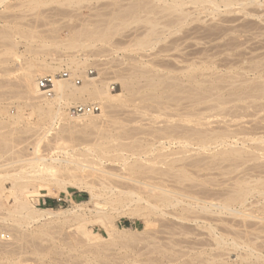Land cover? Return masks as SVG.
I'll use <instances>...</instances> for the list:
<instances>
[{
	"label": "rangeland",
	"instance_id": "1",
	"mask_svg": "<svg viewBox=\"0 0 264 264\" xmlns=\"http://www.w3.org/2000/svg\"><path fill=\"white\" fill-rule=\"evenodd\" d=\"M256 1L255 5L246 3L244 6L223 7L219 15L204 14L192 18L182 28H169L165 26V19L145 20V17L122 15L120 10L127 0H0V175H6L9 171L13 174L23 163L29 167L28 159L38 160L36 157L39 155H34L32 149L41 136L40 155L50 157L52 163L60 162L58 158L63 160L70 157V161L72 157L82 161L86 155L95 157L99 162L100 159L93 156L90 149L92 155L90 151L86 154L87 143L106 142L104 146L109 147L120 141L131 142L143 136L136 132L144 127L150 129V126L160 128L180 123L190 128L197 127L196 122L187 125L180 120V113L183 114L185 110L188 114H197L202 109L204 127L209 132L215 129L224 130L225 133L229 130L231 133L250 130L252 134V130L254 134L260 127V130L264 129V105L260 106L264 103V91L260 88H264V0L257 1L261 2V6ZM145 40H152V43L148 41L150 45H145ZM71 54L83 58L78 72L86 74L89 70L96 71L100 81L114 82L117 88L119 79H135L131 90L125 89L123 100L106 103V116L96 118L98 129L66 118L70 108L63 109L67 113L51 127L36 110L39 100L27 87L31 64L44 61L59 64L62 58ZM65 69L63 67L62 70ZM156 75L163 80L162 87L151 85L153 80L150 78H156ZM193 80H198V83ZM257 89L261 91L257 92ZM249 91L256 95L262 92V97L258 95L261 98L250 99L255 95ZM238 95L243 96L241 99L244 98V101ZM225 99L226 103L223 101ZM236 106L239 110H236ZM188 108L194 112H189ZM235 115L238 118H234ZM89 130L91 134L87 135ZM260 130L257 136L264 137V132ZM136 134L135 138H124ZM60 135L69 144L66 149L55 146ZM239 136L242 142L244 135ZM5 139L9 144L1 145ZM247 140L245 147L252 151L248 144L255 145L256 142L252 143L249 137ZM212 141L215 140L209 141L206 149L192 150L193 155L189 160L199 159L200 164L191 167L192 170L189 166L187 168L197 176L195 182L199 184L196 183V189L199 185L202 194L206 189L210 194L225 193L235 186L237 177H244L249 171L256 174L258 167L264 164V157L253 159L254 153H250L252 158L244 155L243 158H246L236 160L229 159L226 154V158L221 157L218 152L225 149L227 143ZM262 152L260 154L258 151L257 154L261 156ZM112 153L108 156H114ZM93 158L87 160L94 162ZM105 160L101 166L95 164V167L112 170L113 175L117 173L112 176L108 170L111 173L108 176H111L107 178V185L114 189L112 194L110 187L102 189L98 186L94 189L96 197L92 198L91 190L84 183L92 179L80 181L81 174L79 179L75 177L79 172L66 169L73 168L76 162L65 161V168L57 177L67 182L69 192L61 189L59 192L53 182L51 185L54 191L59 192L58 197H33L36 207L53 208L60 213L34 222H18L15 220L18 215L14 213L15 219L12 217L9 209L14 205L15 198L8 190L12 182L9 177L5 181L3 178L6 190L0 197V264H264V222L260 219L250 218L244 223L237 214L239 218L234 214H223L225 218H221L220 222L218 216L210 215V218L208 215L210 219L215 218L214 227H218L214 232L209 231V220L198 224L182 218L186 214L191 215L181 209L182 205L176 208L164 206L162 210L150 208V204L156 201L152 187L157 175L154 177L152 172L142 175L133 172L131 175L132 171H129V166L125 168L127 165L124 167V163ZM11 166H14V170ZM253 167L254 170L258 169L257 172L247 169ZM72 177H75L74 180ZM176 178L174 175L166 183L173 184ZM99 190H105L107 195L104 191L102 196ZM41 192L47 191L41 189ZM258 195L252 197L250 202L260 201L263 195ZM110 198L123 202L112 204ZM256 205L248 206V210L246 208L244 211L264 218V209H261L264 204ZM132 211H136V215ZM214 233L215 236H223L224 242L217 245Z\"/></svg>",
	"mask_w": 264,
	"mask_h": 264
},
{
	"label": "bare ground",
	"instance_id": "2",
	"mask_svg": "<svg viewBox=\"0 0 264 264\" xmlns=\"http://www.w3.org/2000/svg\"><path fill=\"white\" fill-rule=\"evenodd\" d=\"M255 1L256 0H127V4H125L123 6V8L120 10V13L122 15L129 16V17H135V18L145 17L144 18L145 20H153L154 18L155 19H165L166 20V22H165L166 27H169V28L181 27L182 28L185 25H188L191 22L192 18H194V17L195 18L196 17H202L204 14H207V15L212 14V15L216 16L221 11V9L223 7H227V8L230 7L231 8L232 6H234V5L236 6L237 4L238 5L241 4L242 6H244L246 3L247 4H249V3L254 4ZM257 1H256V3H257ZM260 3L261 2L259 1L257 4L260 5ZM260 6H258V7H260ZM228 12H231V11L228 9ZM145 41L146 42H144V44L148 45V46L152 43V40H151V42L149 40H145ZM148 41L150 42V44H148ZM17 44H20V43L17 42ZM41 44L43 45V42ZM42 45H39V47H41ZM153 45H151V46H153ZM46 48H48V45ZM74 53H76V52H74ZM88 58L89 57H87V59ZM82 59L78 55H72L71 54V56L68 55L65 58H62L59 61V64L58 63L54 64V63H50V62L45 63V61L43 63L31 64L30 68H32V70H31L32 72H31V76H28V80L26 81L27 87L30 90V92L33 94V97L39 100V103H37L38 105L37 106H36V104L34 105V106H36V110L39 112V114L42 117L45 118L46 121H48V123H50L51 127L56 123L57 119L60 116L67 113V112L64 113L65 111H63V109L66 110L65 108H70L69 112L67 113V116H65L66 118L73 121L74 123L76 122L78 124L79 123L84 124L85 127L87 126L89 128L91 127L94 129H96V128L98 129L99 124H98V121L96 118H98V116H106V103L112 102V101H117V100L120 101L122 99V97L125 95L124 94L125 89L131 90V87L133 86V84L135 82L134 78H128V79H122V80L119 79L117 82L118 83V88H117L116 86H114V82L100 81L97 77L98 72H97V75L95 74L96 71L89 70V72H87L86 74L80 73L77 71V69L81 65ZM87 59H85V60H87ZM53 60H54V58H53ZM55 61H56V59H55ZM63 67H66V69L62 70ZM74 75H76V77H74ZM47 76H51V78L53 79L52 93L50 96H48L46 94L45 90L40 86L41 80ZM154 78H152V77L150 78L153 80L151 82V85L162 87L164 82L160 78V76L156 75V78L155 79ZM119 81H120V83H119ZM193 81L198 83V80H193ZM256 88H258V87H256ZM260 88H262L264 91L263 87H260ZM251 91H252V89H251ZM259 91H261V89H259ZM259 91L257 89V92H259ZM241 92L242 91H240V93ZM240 93H239V95H240ZM260 93L262 94V92H260ZM260 93H258L257 95L254 93L253 94L251 93L252 95H255V96H250V99H251V97H252V99H253V97L254 98L255 97L258 98L259 96L262 97V95ZM236 95L234 97H236ZM239 95L237 97L239 99H241L243 96L241 95L242 97H239ZM243 95H244V92H243ZM246 97H248V96H246ZM261 97H259V98H261ZM241 100L244 101V98ZM223 101H225V103H226L227 100L225 99ZM85 103H88V104H85ZM220 103H221V101H220ZM220 103H217V104L219 105ZM217 104H215V105L217 106ZM263 105H264V103L260 106H263ZM76 106H82L85 109H84V111H82L80 113H73V108ZM216 106H214V107L216 108ZM221 106H218V107H221ZM249 106H250V104H249ZM260 106H258V107H260ZM254 107H256V106H254ZM185 108H187V106ZM261 109H262V107H261ZM236 110H239L238 107ZM21 111H23L22 108L20 109V112ZM201 111H202V109L198 110L196 112L197 114H191V113L188 114V112L186 110L183 111L184 113L186 112V114H184V113L181 114L182 112L180 113V116H181L180 120L184 124L188 123L187 125H189V123H191V122H196L197 127H195V128H190L189 126H185L183 124L181 125L180 123H179V125H177L178 123L176 125L174 123H171L165 127L160 126V128H157L158 126L155 128H152V126H150L151 127L150 129L148 127H147L148 129L144 127L145 130L139 129L140 131H138L136 133L138 135L142 134L143 136L140 135V137L135 138V136H137V134H136L133 136L128 135V137L127 136L124 137L126 139L135 138L134 141L133 140L131 142L129 141L130 143L120 141L116 144H113L109 147H106V146H104L106 142H95V143H87L86 142L87 144L86 143L85 144L88 146L87 147L88 151H86V154H87V152H89L91 150L93 152V156H96V157H98V159L101 160V161L99 160V162H97L98 160H96L95 157L93 158L92 156L90 157L89 155L83 156L84 155V152H83L82 156L86 157V158H84V160H82V161L81 160L77 161L78 159H75L74 157H72L73 160L70 161V158H71L70 157L69 159L66 158L63 160H60L58 158L59 160L57 159V161H60V162H58L57 164L52 163L49 161V159H51L50 157L48 158V157H44L43 155H40V145H41L40 143H42V140H43V137L41 136L39 139H37L38 142L35 143L36 145H33L34 150L32 149L34 155H39L38 157H36V158H38V160H36L35 158L28 159L27 164L29 165V167H25V165L23 163V165H20L21 167L20 166H19V168L17 167L18 170L15 168L16 172L13 171V174H10L11 171H9L10 173H8L6 175L5 174L3 175V173L0 175V197H2L3 192H5L4 190H6L5 189L6 187H4L3 181H5V179L7 177H9V179L12 182V186L8 190H10L13 193L14 198H15V203H14V205L10 206L9 212H10V214L14 213L15 215H18V216H16V217H18L16 219L14 218L13 214H12V217L15 220H17L18 222L39 221L40 219H42L45 216L47 217L48 215H53V214H57L60 212H59V210H56L53 208H47V207L38 208V207H36L33 203L34 202L33 201L34 196H36V195H43V196L47 195V196L58 197L59 192H61V190L62 191L65 190V191L69 192L67 190V186H66L67 182L62 177H61L62 179L57 177V175L60 173V171H62L65 168L63 162H65V161L66 162L70 161L71 163L76 162V163H74L76 165H73L75 167V168L73 167L74 169L73 168H66V169H68L69 172H70V169L72 171H77V173L79 172L78 174H75V177L78 178L79 174H81L80 175L81 176L80 181L81 180L85 181V179L87 180V178L92 179L91 181L89 180V182H87L88 181L87 180L84 183L91 190L92 198H94V196L96 195V193H95L96 190L94 191V189L96 187L98 188V186L102 187V189H104V188H106V186H108V188L110 187V189H111V186H109V184L107 185V180H108L107 178L110 177L111 175L114 176L115 174H117V173H115L113 175L112 170L110 171L109 169L108 170L112 174L108 170H105L104 168L95 167V164H97L96 166H99V164L101 166L103 160L106 159L107 161L109 160L111 162L112 161H119V163L122 162V163H124V165H123L124 167H125V165H127L125 168H127L129 166L128 167L129 171L130 172L132 171L131 172L132 174L129 171H127V172H129V174H131V175H133V172H135L134 174H138V175L141 173L145 174V173L152 172L151 174L154 173V175H153L154 177H156L155 175L158 176V178L156 177V183L155 184L153 183L154 185L152 187V189L154 191H156V192L158 191L157 193H155L154 191H153L154 193L152 192V194L155 196L156 201H153L150 204V208L162 210L161 208L164 206L165 207L170 206V207L176 208L177 206L182 205L181 209L188 212L189 214L191 213V215H192L191 216V215L186 214V216L185 217L182 216V218H184L185 220H190V221H192L194 223H198V224L203 222V221H205V223H206V220H209L208 221L209 225H207V227L209 226V228H210L209 231H213V232L217 230V228H218L217 226H219V225L216 226L217 228L214 227L215 223H213V222H214L215 218L210 219L211 218L210 215H216L213 217L218 216L217 217L218 219L217 218L216 219L219 220L220 222L222 221L221 218L224 217V216H222L223 214H229V215L234 214L235 217H238L237 215H239V216H241L240 219H243L244 223H246L247 221H250L251 220L250 218H252V219L258 218V219H260V221L264 222V218L258 217L259 214L257 216L256 214L253 215L252 212L251 213L246 212L249 208L248 206H252V205L254 206V204L256 205V203H257L256 206L259 207L260 206V205H258L259 203L264 204V202H262L263 201L262 199H264V167H263L264 164L263 165L261 164L262 166L258 167L259 168V170L257 169L259 171L258 173H256V174L251 173V171L248 170L249 173L247 172V175L245 173L242 174V175L245 174L246 176L244 175V177H241V176L237 177V180L234 182L235 183L234 187L228 188L229 190L227 189V191L225 193L219 192V194H216L217 192L216 193L213 192L214 194L207 193V189H206V192L203 189L205 194L200 193L202 191H200L199 185L197 187L198 190L196 189L197 184H199V183H197V181L195 182V177H197V176L193 175L192 174L193 172H190L187 169L188 166H189V169H191V167L198 166L200 164L199 159L189 160L193 155L192 150H196L198 148L206 149L208 142L210 141V143H211V140H215V141H212L213 143L214 142L215 143L218 142L219 144L220 143L221 144L227 143L226 145H228V146H226V145L225 146H226V148L227 147H229V148L228 149L225 148V149L221 150L220 153L218 152L219 155L221 154V157H224V155L226 154V156L229 155V159L231 157L232 160H236V159L241 158V157H242L241 159L246 158V157L243 158L244 155L248 156V157L250 155V157L252 158L250 153H252V154L254 153L253 157H255V158H253V159L260 160L261 157L263 159V157H264V137H262L263 135L257 136L258 134H256L257 131L260 130L261 127L259 129H257V131L256 130L254 131V132H256V133H254L255 135L253 134V131L251 130V133L254 136L252 134H250V132H249L250 130H246V131L242 130L240 132L238 131V133L235 131L236 133L233 132L234 134L231 133L232 131L230 132V130L227 133H225L224 130L218 131L216 129H215V131L212 130L211 132H209L210 130L208 131L204 127L203 119L205 118V115H204V113H202L204 111H202V112ZM20 112H19V114H22ZM189 112L193 113L194 111L190 110ZM201 114H203L204 116ZM230 114H231V112H230ZM239 114L242 116L243 113L241 112ZM224 115H226V114H224ZM236 115H238V114H236ZM236 115L234 118H238V117H236ZM240 115H238V116L241 117ZM194 116H196V117H194ZM193 117L196 119H194ZM16 118H18V117H16ZM20 118H21V116H19V119ZM19 119L17 120L18 122L20 121ZM63 119H64V117H63ZM242 119L243 118H241V120ZM241 120H239V121H241ZM74 123H72V124H74ZM236 123H237V121H236ZM259 126H261V125H259ZM263 126H264V124H263ZM69 127H70V125H69ZM226 127H228V126H226ZM254 128L256 129L257 127H254ZM63 130H64V128H63ZM261 130L264 132V129H261ZM261 130L259 132H261ZM48 131H50V130H48ZM82 131H83V129H82ZM89 132H90V130H89ZM89 132L88 133L86 132L87 135L91 134V132L90 133ZM139 132H140V134H139ZM240 134L244 135V138H243L244 140L242 142H240L242 140V137L239 136ZM57 135H59V134H57ZM250 135H252V137H250ZM60 136L61 137L58 136L57 140L55 141V146L57 149H61V150L66 149L69 146V144L62 137V135H60ZM238 136L241 138V140L238 138ZM34 137H36V136H34ZM83 137H84V135H83ZM248 137H249V140L252 141V143L253 142L257 143V141L258 142L260 141L259 143L261 146L259 145V143H257L258 146H256L257 145L256 143H255V145L248 144L249 147L252 148V151L249 150V148L247 149V147H245L246 146L245 144L248 141L247 140ZM251 141H250V143H251ZM7 142L8 141H6V139H5L3 144L1 142V145L6 146L7 144H9ZM31 142H33V141L31 140ZM52 143H54V142H52ZM240 145H242V147H240ZM43 146H44V144H43ZM49 146L50 145H48V147ZM191 146H196V148L192 149ZM43 148H45V147H43ZM29 151H31V150H29ZM258 151H259V153H260V151H263L262 152L263 154L261 156H259V154H257ZM90 152H89V154L92 155V152L91 153ZM110 152L111 153L113 152L112 154L114 156H111V155L108 156V154ZM246 154H248V155H246ZM21 155H23V153ZM78 156L80 157L79 154H78ZM87 156L90 157V158L88 157L89 159L93 158L94 162L91 160L88 161L89 159L87 158ZM83 157H82V159H83ZM25 158H27V157H25ZM76 158H78V157L76 156ZM224 158H226V157H224ZM18 159H21V158H18ZM130 159L132 162L129 161ZM84 161H86V163ZM20 162H22V160H20ZM71 163H69V164H71ZM160 164L166 165V167L163 166V168H162ZM159 165H160V167H159ZM4 166L6 167V165H3V167ZM11 167H9V169ZM0 168H2L1 165H0ZM12 169L14 170V166L12 167ZM12 169H10V170H12ZM66 169H65V171H66ZM247 169H252L253 171L257 172L256 169L254 170V167L253 168H247ZM4 170L6 171V169H3V171ZM180 171H181V173H180ZM4 173H6V172H4ZM61 173H64V172H61ZM109 173L111 174L110 176H108ZM177 173H178V175H177ZM72 174H74V172ZM122 175L124 176L123 173H122ZM174 175L177 176V178L173 182V184L166 183ZM75 177H72L73 180ZM124 177H126V176H124ZM3 178H4V180L2 181ZM9 179H7V180H9ZM78 179H77V181H78ZM158 179H159V181H157ZM174 179H175V177H174ZM53 182H54V184L56 183V185L58 186L57 189H59V190L61 189L59 192L53 190L52 185H51V184H53ZM69 182H71L70 179H69ZM189 182H192V183L189 184ZM81 183L82 182H80V185H81ZM85 185H83V186H85ZM83 186H81V187H83ZM41 189L46 190L47 192L42 193L43 191L41 192ZM112 189L110 191L111 194H112V191L114 190V189L113 190ZM157 189H159V190H157ZM105 190H103V192ZM99 192L102 193V196L104 193H105V196L107 195L106 191L103 193L99 190ZM99 192H98V195H100ZM111 194H109V195H111ZM257 194H259L260 197H261V195H263L261 200L260 201L256 200L257 201L256 203L253 202V200H251L252 202H250V199ZM259 195H258V197H259ZM36 197H38V196H36ZM109 197H111V196H109ZM184 197L188 198V199H185ZM120 199H122V198L120 197ZM120 199H118V200L111 199L110 203L118 204V203L123 202L122 201L123 199L122 200H120ZM183 203H185V204L183 205ZM82 207H83V205H82ZM246 208H247V210L244 211V209H246ZM262 208L264 209V205L261 206V209ZM259 211H260V209H259ZM132 212L136 215V211H132ZM137 212H139V211L137 210ZM62 213H63V211H62ZM253 213H254V210H253ZM235 214H237V215H235ZM80 215H82V214H80ZM208 215L210 216V218ZM9 217L11 218V216H9ZM248 219H250V220H248ZM261 225H262V223H261ZM226 226H228V225H226ZM233 227H234V225H233ZM220 229H222V228H220ZM115 231H116V229H115ZM83 232H84V230H83ZM111 232H112V230H111ZM213 232H212V234H213ZM215 235L216 234L214 233V236ZM215 238L217 239V241H216L218 243L217 245H220L221 243L224 242L223 236H215ZM201 252H203V250Z\"/></svg>",
	"mask_w": 264,
	"mask_h": 264
},
{
	"label": "built area",
	"instance_id": "3",
	"mask_svg": "<svg viewBox=\"0 0 264 264\" xmlns=\"http://www.w3.org/2000/svg\"><path fill=\"white\" fill-rule=\"evenodd\" d=\"M52 84H53V79L51 78V76H47L43 78L40 82V86L45 90L48 96H50L52 93V86H53ZM84 109L85 108H83L82 106H76L73 108V113H80L84 111Z\"/></svg>",
	"mask_w": 264,
	"mask_h": 264
}]
</instances>
